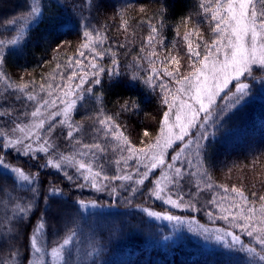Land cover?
<instances>
[{
    "label": "trees",
    "instance_id": "16d2710c",
    "mask_svg": "<svg viewBox=\"0 0 264 264\" xmlns=\"http://www.w3.org/2000/svg\"><path fill=\"white\" fill-rule=\"evenodd\" d=\"M31 2L0 0V39L10 40L16 36L19 26H9L6 22L25 15ZM202 2L38 0L40 15L25 29L20 46L5 49V63L0 70L14 84L28 83V91L34 89L38 99L48 98L47 86L52 85L55 91L51 99H56L57 95H62L58 85L79 83L78 77L71 81L67 79L73 71L79 75L90 71L87 65L92 54L82 48L83 32H101L105 42L99 47L101 50L111 48L115 52L121 75L110 80L105 74L102 85L94 88V95L82 93L84 99L77 101L71 118L74 123L83 125L82 131L76 135L84 143L105 145L106 151L97 153L95 165L104 176L113 180L123 168L125 154L129 152H121L118 148L113 151L117 142L111 138L105 141L102 131H93L100 125H94L93 120L86 117L95 118L97 115L96 96L102 97L105 113L114 118L135 149L147 151L150 145L155 144L161 134L164 113L169 110L164 103L165 95L168 90L174 93L179 87L172 77L164 75L161 61L177 78L190 76L195 70L193 61L196 58L188 54L189 41L203 56L219 35L213 31L215 21L211 20L210 12H205ZM257 7L264 5L258 4ZM122 17L128 22L127 32L121 28ZM152 25L160 28L159 40L162 43L154 41V46L150 47L146 38ZM186 33H192L187 41L184 38ZM121 44L124 47H119ZM81 51L84 56L79 54ZM150 51H155L156 56H148ZM171 56L180 60L178 73H175L177 65L168 63ZM150 60L156 63L150 64ZM70 61L73 62L71 67ZM75 61H80L79 67ZM111 61L109 53L96 62L108 68ZM153 67L157 69L158 78L153 81L155 86H149L144 80L152 74ZM133 72L140 79L132 80ZM260 76L261 70L256 68L253 77L245 78L249 89L243 103L226 109L224 100L220 99L214 107L211 132L201 150L202 167L207 174L204 185L193 186L188 177L180 182L178 190L184 193L185 204L192 205L188 208L196 211L187 214L199 222L208 224L206 214L215 210L213 199L235 195L230 191L233 186L241 188L257 208L264 203L258 199L264 195V82L259 84L256 80ZM160 84H164L166 89L159 87ZM41 85L45 86L43 92ZM0 92H5L4 84H0ZM16 95L8 90L6 98L0 99V111L6 107L12 112L11 117H0V133L9 134L17 122L28 121L30 115L25 113H31L36 106L35 102L23 98L17 100ZM130 99L138 104L135 113L120 112L119 105ZM168 100L171 103V96ZM67 131L66 127L58 125L52 134V142L58 145L60 153L68 154L66 150H70L69 154L76 153L81 150L80 146L65 139ZM145 131L149 135L145 136ZM179 146L175 145L169 154L176 152ZM0 155H5L7 163L19 167L26 174L38 173L33 185L36 191L31 192L29 186L17 181L14 174L0 170V225H3L0 228V262L29 264L32 259L30 237L43 217L44 248L48 257L66 235L74 233L70 245L63 251L60 264H256L247 253L205 246L190 234L177 235L165 223L150 219L142 208L157 213L167 211L149 194L155 175L145 181L139 191L133 192V184H128L123 191L120 190V197H116L117 193L113 194L114 183L95 191L83 183L74 170L58 172L40 167L47 161L45 156H37L35 160L30 155L20 156L14 149L4 150L2 143ZM58 155V150L53 153L54 158ZM64 172L74 179L68 180ZM209 184L211 188L207 187ZM52 186L59 187L61 194L50 196ZM224 188L229 192H224ZM29 200L33 207L28 218L5 223L6 218L12 216L15 203H27ZM80 201L85 205L95 203L96 206L84 210L79 205ZM9 227L13 229L11 232ZM13 252L17 253L15 261L11 258ZM46 264L51 262L47 260Z\"/></svg>",
    "mask_w": 264,
    "mask_h": 264
},
{
    "label": "snow or ice",
    "instance_id": "6c2138e0",
    "mask_svg": "<svg viewBox=\"0 0 264 264\" xmlns=\"http://www.w3.org/2000/svg\"><path fill=\"white\" fill-rule=\"evenodd\" d=\"M264 5V0H203L202 7L205 12L211 13V20L215 21L213 31L218 35L217 40L213 41L212 44L206 49L203 56L197 50V47H193L192 43H188V54L194 56L196 59L193 61V68L195 69L190 76L186 75L182 78H177L173 71H169L164 61H161L163 66V73L165 76L172 77L175 82L179 85L175 92L167 91L164 98V103L168 105V111L164 113L163 126H162V137L158 138L156 143L149 146L148 151L150 155H145V149H135L130 143L128 138L120 131V127L115 123L114 118L105 113L102 106V97L96 96V103L98 105V111L95 118L89 116L86 119L93 120V124H99L100 128H93L94 132L103 133V139L106 141L111 138L116 141V145L113 147V151L117 148L121 152H129L131 155L128 159H132L136 156V152L140 153L138 160H146L147 163L143 164L146 169L143 173H137L140 179L136 180L137 185L144 184L145 180L149 178V174L152 173L158 167L165 165V152L168 148H171L173 143L179 141L182 143V147L179 149L176 155L172 157L173 163L167 164V168L170 170L169 174L162 172L163 179L167 181L168 185H178L179 181L184 178V173L180 167H175V162L180 160L181 154L185 149L190 148L193 143L195 144L194 152L196 156V167L200 170L201 176H206V172L202 170V163L199 159L201 150L204 145L201 143L202 140L208 138L207 127L209 118L213 114L212 106L216 104L217 97L223 100L230 101L225 107L231 108L239 104L248 94L249 85L242 81V77H253L254 70L256 68L261 70L260 79H264V7H257V5ZM40 15V6L38 0H32L30 10L20 17H16L12 20H8L6 23L9 26L18 25L16 36L10 40L0 39V69H2L5 63V49L12 46H16L24 39L25 29L34 22ZM161 23V27H162ZM128 22L122 17L121 28L127 32ZM160 28L155 25L150 27V32L146 38V44L153 47V42L162 43L159 40ZM192 33L185 34V40L187 41ZM198 35V34H197ZM84 43L82 48L87 49L92 54V59L89 60L87 67L90 71H84L83 75H79L73 71L72 74L67 78L69 81L78 77L79 83L65 85H58L62 91V95H57L56 99H51L54 95L55 89L52 85H48L47 97H40L35 94V90L28 91V83L14 84L9 80L6 73L0 70V84L5 85V92L11 90L16 95V99L21 98L35 102V108L31 113H25L26 116L30 115L31 121L28 124H22L17 122L15 127L12 129L13 133L19 132L21 135L10 137L7 132L0 133L3 136V140L0 141L3 145V149H17L18 154L28 156L31 154L32 159H37V152L43 153L48 156L45 164L40 167H48L55 169L58 172L64 171L66 167H73L76 169L85 181H89L91 177V186L97 188V178L109 179L104 176L101 171L93 168V161L96 158L97 153H104L106 147L104 144L99 142L84 143L80 137L76 134L82 131L83 125L77 124L72 121L71 112L75 110L78 100H83L84 96L82 93H87L89 96L94 95V88L102 85L103 75H107L110 80L118 78L121 73L119 71V61L116 58L115 52L111 51V48L100 49L99 46L105 42V37L101 32L84 31L83 32ZM226 41V43H225ZM119 47H124L123 44ZM144 49L142 48V51ZM111 54L112 61L108 68H105L102 64H98L96 61L102 60L105 54ZM223 54V59H220V54ZM84 56V52L79 53ZM148 56H156L155 51H150ZM72 61L69 62V66H72ZM77 67L80 66V61L74 62ZM150 64H155V60H150ZM168 63H174L177 65L175 73L179 72L180 60L176 56H171ZM199 67H196V65ZM158 78V72L155 67L152 69V74L148 76L144 83L149 86L153 85L154 79ZM132 80L140 79L135 72H133ZM235 82V83H233ZM88 84V87H84ZM229 85H232L230 88ZM159 87L166 89L164 84H160ZM41 91H45V86H40ZM235 89L234 91L232 89ZM227 90V91H226ZM5 92H0V99H5ZM183 94L181 97L180 94ZM221 93H224L221 96ZM75 99H65V97H73ZM171 96V103H169L168 97ZM191 101V103L189 102ZM178 104V106H177ZM63 105V107H58ZM198 105V107H195ZM49 108L56 109L50 111L47 117L44 116V110ZM120 112L122 113H135L138 109V104L135 100H125L119 105ZM173 108L175 111V121L171 122L170 116ZM223 112V109H221ZM200 113H205V116L201 120ZM12 112L8 108L0 111V117H11ZM63 117L58 122L56 117ZM200 121L197 125V121ZM47 125V127H46ZM64 126L68 129L65 139L73 142L74 145H79L80 149L78 152L72 155H64L59 153L58 156L53 158L49 156L50 152H54L56 145L52 142L51 137L55 132L57 126ZM199 127L202 131L199 132L197 138L193 141L188 139L185 141V137L189 136V130L193 127ZM43 132L46 136L42 137L40 133ZM145 136L149 135L147 131L144 133ZM43 142L39 146L34 147L38 141ZM25 141H28L25 143ZM19 145H23L22 150L18 148ZM165 151H160V149ZM7 153L5 152V155ZM5 155H0V170L8 171L14 174L17 181L26 183L29 186V191L35 192L36 188L33 187L34 183L38 179V173L26 174L19 167H13L5 160ZM90 157V160L77 159L76 157ZM189 166L193 165L192 159H188ZM119 163V161H117ZM68 180H73L74 177L64 172ZM190 175H196V173H189ZM114 179L120 180H131V175H117ZM210 179V177H209ZM155 187L150 189L149 194L154 196L156 199L163 200L164 203L171 205L175 208H183L185 205L178 203L173 200L170 195L165 192V187L161 186L160 181L157 179L154 181ZM83 186V185H81ZM211 188V185H207ZM133 192L137 191L136 188L132 189ZM224 192H229L228 188L223 189ZM230 191L235 194L232 205L229 208L223 209L228 215H224L222 218L229 220L232 223V227L239 228L244 234L254 239V242L260 246L261 251L257 250L245 243L240 239V236L234 235L232 232L220 233L216 230L215 239L217 241H223L227 237H231V245L229 247L239 245L240 250L247 252L249 255L258 257L259 260L264 261V203H261L260 207L257 208L255 203L245 196L244 191L233 186ZM61 190L57 186H52L49 189V195H60ZM163 194V195H162ZM255 196V193L252 194ZM227 199V197H225ZM259 201L264 202V195L258 197ZM179 200H183V197H179ZM81 208L92 206L85 205L83 201L79 202ZM32 201L29 200L27 203H15L12 209V216L7 217L5 223L10 221H22L28 218L29 213L32 211ZM188 207H193L188 205ZM232 208L238 209L237 212H232ZM143 211L149 216L156 219H166L170 222L175 221L183 223L180 217L169 215L167 213L161 214L154 211H150L145 208ZM3 225H0L2 228ZM45 224L43 217L40 222L33 228L32 235L30 237V247L34 254V258L29 261V264H43V248L41 246V238L43 236V229ZM12 227L8 228L11 232ZM210 230L203 229L204 233H208ZM74 233H70L65 236L62 243L58 247L53 248L51 255L56 260L63 259V250L66 249L72 239ZM206 238H212L211 236ZM16 252L12 253V261L16 259ZM0 264H9L8 261L0 262Z\"/></svg>",
    "mask_w": 264,
    "mask_h": 264
},
{
    "label": "rangeland",
    "instance_id": "374dc122",
    "mask_svg": "<svg viewBox=\"0 0 264 264\" xmlns=\"http://www.w3.org/2000/svg\"><path fill=\"white\" fill-rule=\"evenodd\" d=\"M25 33H26V30H25L24 34ZM23 40H21L18 45L12 46V48H15V47L20 46L22 44ZM225 43H226V41H225ZM219 58L220 59H223V54L222 53L220 54V57ZM245 78L246 77H242V81L243 82H244ZM256 80H257V83H259V84L261 83V81L264 82V79H260L259 78V79H256ZM233 83H235V82H233ZM244 83H246V82H244ZM247 84L249 85V83H247ZM229 87L231 88L232 85H229ZM180 95H181V97H183V94L182 93ZM223 95H224V93H221V96H223ZM247 96H245L244 99L241 100L239 104L235 105V107L238 106V105H240L241 103H243L246 100ZM66 98L67 97H65V99ZM70 99H73V97L70 98ZM220 99H221L220 97H217L216 104L212 106V109H214V107H216V105L218 104V102H219ZM189 102L191 103V101H189ZM229 103H230V101L224 100L223 106L225 107ZM177 106H178V104H177ZM59 107H63V105H60ZM195 107H198V105H195ZM225 108L226 109H232L233 107H231V108L225 107ZM55 110L56 109H53V108H49L47 110H44V116L47 117V115H48V113L50 111H55ZM175 111H176V109L173 108L172 113H171V116H170L171 122H174L175 121ZM199 115H200V118L202 120L203 117L205 116V113H200ZM62 118L63 117H61V116L56 117L57 122L60 119H62ZM213 120H214V115L212 114V116L209 118L208 125H206L208 135L211 132V125H212ZM30 121H31V117L28 118V121H25L22 124H28ZM199 123H200V121L198 120L197 121V125H199ZM46 127H47V125H46ZM200 131H202V130L198 126L191 128L189 130V136L185 137V141H187L188 139H192L194 141L197 138V136H198V134H199ZM8 135L10 137H12V136H19V135H21V133H19V132L13 133L11 131ZM40 135L42 137L46 136V134L43 133V132H41ZM162 135H163V133H162V130H161V134H160L159 138L162 137ZM204 141L205 140H202L201 143L203 144ZM27 142L28 141H25V143H27ZM42 142L43 141L40 140L36 144H34L33 146L34 147H37ZM175 145H180L179 146V149L183 146L182 143L179 142V141H176L175 143H173L172 147L171 148H168L166 150V152H165V156H164L165 165L164 166H161V167H158L152 173H150L149 174V178L147 180H149L151 177H153L155 175L154 178H153L152 189L155 187L154 181L158 179L160 181V183H161V186L162 187H165V192L168 195H170L173 200H176L178 203H181V204L185 205V207H183V208H175V207H172L169 204L164 203L163 200L156 199L153 196V198L155 200H157L158 202L162 203L167 208V211L165 213H167L169 215H173V216L180 217L183 220V223H178V222H175V221L170 222V221H168L166 219H156V218H153V217H149V216L148 217L150 219H153V220H156V221L165 223L166 225H168V227L170 228L171 232H175L177 235H179L181 233H187V234L192 235L197 240H200L205 246L214 247V248H223V249H229V250L242 251V250H240L239 245H235V246H232V247L227 246V245H231V237H227L223 241H217L215 239V235L217 234L216 233V230H219L220 233L230 231L234 235L240 236V239H241V241L243 243H245V244H247V245L255 248L257 250V252H260L261 251L260 246L254 242V239L253 238H251V237L247 236L246 234H244V232H242L239 228L232 227V223H238V222H230V218H229V220H225V219L222 218L224 215H228V213L224 212L223 209L229 208L232 205L233 200L234 199H238V198L235 197V195H225V197H227V199H225V197L223 198L221 196H219L218 198L215 197L213 199V202L215 204V210H213V211L210 210V212L208 211V213L206 214V221L208 222V224L199 222V221H197V219L194 216H190V215L187 214V213H189V214L190 213H193L194 214V213H196V211L194 209H192V208L191 209L188 208L187 204H185V202H184V199L182 201L179 200V197H181L184 194V193L183 194L182 193H179V190H178V188L180 189V182H181V180L179 181L178 185H168L167 184V181H165L163 179V176H162V172L164 174H169L170 173V170L167 168V164L173 163L172 157L174 155H176L177 152L179 151V149H178L173 154H169L170 151H171V149ZM18 148H20L22 150L23 145H19ZM194 148H195V144L193 143V145L190 148L185 149L184 152L180 156V160H178L177 162H175V165L174 166L181 168L182 173H184V178L185 177L186 178L188 177L189 178V181L192 183L193 186L195 185L196 187H202L204 185V183H205V176H201L200 175V170L196 167V164H195L196 156H195ZM9 149H12L13 150V148H9ZM57 150L60 153V150L58 148V145H56V148H55L54 152H56ZM14 151L17 152V149H14ZM69 151L70 150H66V152L68 154H65V153H63V154L66 155V156L74 154V153L69 154ZM160 151H165V150L162 148V149H160ZM54 152H50L49 153V156H52L54 158V156H53V153ZM150 154L151 153L148 150L145 151V155H150ZM29 155L31 156V154H29ZM36 155L37 156H45L41 152H37ZM130 155H131L130 153L129 154H127V153L125 154L124 166L119 171L118 175H121V176H123V175H131L132 176V179L131 180H120V179H113V180H111V179H108L106 181V179L97 178V185H98V188L99 189L101 187L106 186V184H113L114 183V185H113L114 186L113 187V189H114L113 194L114 193L115 194L117 193L116 194V197H120V194H121L120 193V190L123 191L125 189V185H128V184H130V185L133 184L134 188H136L138 191L140 190L141 185H137L135 183L136 180L140 179V176L137 175V173H143L144 171H146V169L143 167V164L144 163H147L148 161H146V160H138L136 157H139L140 156V153L139 152H136V156H134L132 159H128V157ZM20 156H23V155L20 154ZM45 157H46V159L49 158L48 156H45ZM76 158L77 159H84V160H90L91 159L90 157H80V156H77ZM188 159H192V161H193V165L192 166H189V164L187 162ZM199 159H200V161L202 163L201 155H200ZM93 168L95 170H98L97 167H96V165H95V159L93 161ZM65 170H74V174L77 175V176H79V178L81 179V181L83 183H85L87 186H89L90 188H92V190L93 189L95 191L97 190V188H93L91 186V182H90L91 179H92L91 177L89 178V181H85L83 179V177L79 173H77V171H76L75 168H73V167H66ZM202 170H203V167H202ZM189 173H196V175H190ZM147 180H145V181H147ZM92 204L95 205V203H92ZM92 204H86V205H92ZM90 208H95V207H92V206L84 207V210L85 209H90ZM142 209H145V208H142ZM237 211H238V209L232 208V212H237ZM161 214H164V213H161ZM203 229H208L210 231L208 233H204L203 232ZM209 236H211L212 238H210V239L209 238H206V237H209ZM41 241H42L41 246H42V248L44 250L43 251V264H46L47 260H49L51 262V264H60L63 259L62 260H56V259H54L53 256L51 255V252L52 251L50 252L49 257H48L47 252L45 251V248H44V239H43V236L41 238ZM242 252H244V251H242ZM244 253H247V252H244ZM250 257L256 262V264H264V261L259 260L258 257H254V256H251V255H250ZM33 258H34V254L32 253V259Z\"/></svg>",
    "mask_w": 264,
    "mask_h": 264
}]
</instances>
